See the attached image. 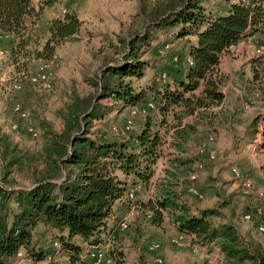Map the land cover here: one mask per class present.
<instances>
[{
  "label": "trees",
  "instance_id": "1",
  "mask_svg": "<svg viewBox=\"0 0 264 264\" xmlns=\"http://www.w3.org/2000/svg\"><path fill=\"white\" fill-rule=\"evenodd\" d=\"M62 1L37 0L34 5L33 0H0V31L10 35L9 57L14 62L22 59L26 65L30 57L52 59L57 45L80 31L77 14L65 11L47 23L48 37L42 48L27 49L36 19L45 8ZM263 1L139 0L141 29L118 36L115 57L103 60L100 72L90 79L93 91L72 96L60 112L59 130L49 132L38 158L27 157V171L17 146L0 135V264L13 263L19 253L30 264L44 260L59 264L56 258L62 256L69 264H91L86 255L89 248L106 242H119L121 247L122 218L114 215L113 204L122 199L131 204L128 190L150 183L160 156L162 137L154 129L153 109L140 111L151 100L147 91L157 107L159 124L171 122L174 149L185 155L192 146L196 148L195 153L185 155L186 160L177 161L206 163L208 143L197 118L223 103L221 56L241 39L263 31ZM161 36V47L169 46L165 52L172 50L175 39L185 38L186 48L163 55L165 80L157 76L147 87H138L132 78L144 76L149 60L142 57ZM255 62L250 85L253 94L259 93L262 108L246 122L240 141L264 154V54ZM106 97L112 103L101 101ZM126 108L145 116L136 132L121 138L113 131L106 135L92 130L94 120L106 119L111 111L119 115ZM196 180L185 179L181 191L162 189L154 199L143 202L140 210H150V221L158 227L163 226L166 213L177 233L198 246L217 244L223 264H264L260 242L243 236L230 221L215 223L222 217L220 206L194 208L188 203L187 188ZM138 227L133 229L137 234ZM111 252L107 250L106 256L112 262H123L122 251Z\"/></svg>",
  "mask_w": 264,
  "mask_h": 264
},
{
  "label": "rangeland",
  "instance_id": "2",
  "mask_svg": "<svg viewBox=\"0 0 264 264\" xmlns=\"http://www.w3.org/2000/svg\"><path fill=\"white\" fill-rule=\"evenodd\" d=\"M33 4L37 5V0H33ZM63 10L75 12L82 26L72 38L56 47L54 88L51 91H44L33 85L27 77L17 76L23 70L35 71L36 63L27 60L24 65L22 59L14 62L9 57V37L0 38V135L7 136L9 141L17 146L21 157H24V171H27V157L38 158L49 132L59 130L60 112L72 96H84L93 91L90 79L96 71L100 72L99 66L103 60L115 57L113 46L118 44V36H127L131 31H139L142 26V19L138 15L139 0H72L68 3L63 0L45 8L36 19L32 30L33 37L27 49L35 51L42 48L48 37L47 23L53 18L62 17ZM163 39L164 36H161L152 42L151 47L144 53L142 59L149 60V64L142 78H132L136 86L147 87L163 72V55L176 53L175 43L171 44L172 50L163 55L157 53ZM182 41H186L185 38ZM262 47L264 29L254 36L241 39L221 56L220 71L224 75L221 89L225 99L222 104L213 105L197 118L203 136L206 139L213 137L208 142L206 163H179L178 158L186 160L185 155L195 153L196 148L192 146L186 150L185 155L174 152L171 143L173 129L168 126L171 122L160 125L157 107L150 110L155 122L154 129H158L162 137L160 156L154 164L150 183L141 184V188L136 192L130 204L131 212L125 211L126 208L119 211L118 217L129 223V226L122 230L124 232L121 247L119 242L109 243L108 252L122 251L125 260L116 263L109 259L110 256H106L101 264H155L159 258L164 264H223L224 255L217 244L198 246L192 243L189 237L180 238L176 234L172 217L166 213L163 226L158 227L150 221V210H140L143 202L154 199L162 189L181 191L185 179L192 180L193 174L197 175V180L187 188L188 203L195 205L196 202L201 205L206 199V205L220 206L222 217L215 219L216 224L220 221L235 223L240 233L245 234L243 236L255 239L264 247V232L259 231L252 221L243 218L244 211L260 206L264 199V154L256 152L250 143L240 141L246 122L262 108L261 100L255 96L256 92L253 94L250 85L254 68L257 67L255 60L264 54ZM11 77L21 78V90L13 91L8 87ZM147 96L152 101L150 91H147ZM17 101L26 112V119L20 118L13 110ZM101 101L112 103L108 97ZM129 112V108L119 115L117 111H111L106 119L94 120L91 128L106 135H113L114 126H122V119L127 118ZM144 118L143 113L135 114L134 132L139 130ZM28 122H32L36 128V136L25 130V124ZM243 150L246 153L242 152ZM38 162L39 160L36 161ZM232 167L238 169L239 177L234 176ZM16 180L20 183L21 177L17 176ZM236 181H239L238 184L234 183ZM23 184L26 185L25 181ZM190 188L199 190L203 198L199 201ZM262 220L264 224V219ZM135 227L140 229L139 234L134 232ZM56 259L59 264H69L66 256ZM42 263L53 264V261L44 260ZM21 264H30V261L23 259Z\"/></svg>",
  "mask_w": 264,
  "mask_h": 264
},
{
  "label": "built area",
  "instance_id": "3",
  "mask_svg": "<svg viewBox=\"0 0 264 264\" xmlns=\"http://www.w3.org/2000/svg\"><path fill=\"white\" fill-rule=\"evenodd\" d=\"M243 1H247V0H243ZM264 3V1H263ZM63 12H65V10H63ZM10 35L8 33L2 32L0 31V38L4 39V38H8ZM168 45H165L164 47H159L157 49V53L160 55H163L164 52L166 51V49H168ZM264 48V47H262ZM2 58V53L0 52V59ZM27 60L35 62L36 63V68L35 71H28V70H23L21 72H19L17 74L18 77H23V78H28V80L33 84V85H37L40 89L44 90V91H51L54 88V72H53V67L55 65V56L52 59L49 60H44V59H38L35 57H30ZM161 78L163 80H165L166 76L164 74L160 75ZM21 78H14L11 77L9 79V84L8 87L10 89H12L13 91H19L22 88V80ZM255 96L258 98L259 97V93H255ZM155 105L149 101L146 105V108L141 109V112H145L147 109H154ZM13 110L19 115L20 118L22 119H26L27 114L26 112L23 110L21 103L20 102H15L13 105ZM137 113L136 109H131L129 112V116L124 120L122 126L120 127H115L114 126V130L116 135L118 136H126L129 133H132L136 130L135 125H134V116ZM26 128L25 130L33 136H36V131H35V127L33 125L32 122H28L25 124ZM213 139V137L209 136L207 139V143L209 141H211ZM160 147H158L159 151H160ZM231 171L233 172L234 176L239 177V171L236 167H232ZM197 177V175L193 174L191 176V179H195ZM141 188V184H135L132 187H130V189L128 190L127 193V199L132 200L134 199V197L136 196V192ZM190 191L198 198V199H202L203 198V194L201 192H199V190L195 189V188H190ZM243 218L246 221H252L255 225L256 228L261 231L264 232V224H263V220L264 219V199L261 203L260 206L251 208L249 210L244 211V215ZM119 227L121 230H124L128 227L127 222L122 219L119 223ZM180 238H182V235H179ZM109 247V242L104 243L102 246L99 247H93V248H89L86 251V255L87 257H89L91 264H101L102 262L105 261L106 259V253ZM24 258L22 257V254L19 253L18 254V259L16 261H14L11 264H21L22 260ZM21 261V262H20ZM156 262L158 264L162 263L161 258L156 259Z\"/></svg>",
  "mask_w": 264,
  "mask_h": 264
},
{
  "label": "crops",
  "instance_id": "4",
  "mask_svg": "<svg viewBox=\"0 0 264 264\" xmlns=\"http://www.w3.org/2000/svg\"><path fill=\"white\" fill-rule=\"evenodd\" d=\"M179 40H181V41H179ZM176 44L177 46L175 47V49H176V51L177 50H180V51H184L185 50V48H186V46H185V41H182V39H175L174 40V42H173V44ZM9 46V45H8ZM7 48V47H6ZM174 152H177V151H175L174 150ZM242 152H244V153H246L245 152V150H243ZM243 153V154H244ZM251 153H253V152H251ZM230 174V173H229ZM231 175L233 176V174L231 173ZM189 179V178H188ZM238 182L239 181H236V182H234L235 184L237 183L238 184ZM234 184V185H235ZM236 186V185H235ZM218 191H219V189H218ZM153 192V191H152ZM206 196V195H205ZM187 199H188V197H187ZM199 201L201 200V199H198ZM206 199H204V202H203V204H201V205H199V204H197L196 202H194V204L195 205H192L194 208L195 207H197V208H204V207H210V206H208V205H206ZM129 204V205H128ZM191 204V203H190ZM132 206L130 205V203H127L124 199H122V200H117V201H115L114 202V204H113V207H112V209H113V213H114V215H116V216H119V211H121L123 208H126L127 210H125V211H127L128 213H129V209H132L131 208ZM131 212V211H130ZM244 223V222H243ZM173 224V223H172ZM235 224V223H234ZM174 226V225H173ZM235 226H236V228L238 229V225H236L235 224ZM174 229H175V227H174ZM176 230V229H175ZM238 231L240 232V230L238 229ZM176 232V234L177 235H179L178 233H177V231H175ZM242 235H245V234H242ZM125 260V259H124Z\"/></svg>",
  "mask_w": 264,
  "mask_h": 264
}]
</instances>
